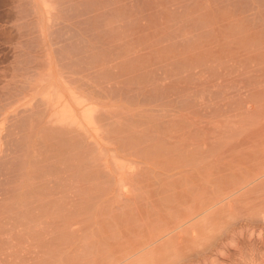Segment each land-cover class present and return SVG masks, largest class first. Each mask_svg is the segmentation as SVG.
I'll use <instances>...</instances> for the list:
<instances>
[{
	"label": "rangeland",
	"instance_id": "1",
	"mask_svg": "<svg viewBox=\"0 0 264 264\" xmlns=\"http://www.w3.org/2000/svg\"><path fill=\"white\" fill-rule=\"evenodd\" d=\"M260 229L264 0H0V264H264Z\"/></svg>",
	"mask_w": 264,
	"mask_h": 264
},
{
	"label": "bare ground",
	"instance_id": "2",
	"mask_svg": "<svg viewBox=\"0 0 264 264\" xmlns=\"http://www.w3.org/2000/svg\"><path fill=\"white\" fill-rule=\"evenodd\" d=\"M61 102L62 101H59V102H57L58 104L57 105H55V109H59V107L58 106H60V105H64V103L62 102V104H61ZM84 105V104H83ZM83 105H82V108H83ZM68 106V105H67ZM63 107V109H66L67 111L69 110V107ZM85 106V105H84ZM58 107V108H57ZM61 108H62V106H60ZM81 107V106H80ZM81 109V108H80ZM85 109V108H84ZM84 109L83 110H81V111H83L84 112ZM87 111V110H86ZM85 113V112H84ZM84 113H82V115H84ZM250 233V232H249ZM252 233H253V237L255 238H258L259 239V241H262L261 242V244H264V231L262 230V229H260V231H252ZM250 235H252V234H250ZM248 237H249V234H248ZM254 238H252L251 237V239L253 240ZM255 238V239H256ZM249 239H250V237H249ZM254 241V240H253ZM256 241V240H255ZM256 242H258V241H256ZM259 243V242H258Z\"/></svg>",
	"mask_w": 264,
	"mask_h": 264
}]
</instances>
